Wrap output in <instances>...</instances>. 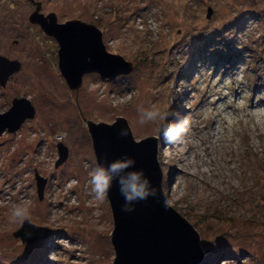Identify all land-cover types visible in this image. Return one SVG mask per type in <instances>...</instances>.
Segmentation results:
<instances>
[{"label":"rangeland","instance_id":"obj_1","mask_svg":"<svg viewBox=\"0 0 264 264\" xmlns=\"http://www.w3.org/2000/svg\"><path fill=\"white\" fill-rule=\"evenodd\" d=\"M61 23L80 19L108 52L135 65L114 80L85 77L70 90L58 45L29 22L32 0H0V56L20 63L0 114L27 98L36 117L0 136V264H113L108 197L91 192L98 166L87 121H128L159 139L167 203L199 232L202 264H264V0H33ZM213 14L208 18V10ZM158 109L161 121H145ZM187 119L169 143L162 128ZM68 160L57 167L59 145ZM47 180L40 199L37 176ZM52 230L29 245L12 210Z\"/></svg>","mask_w":264,"mask_h":264},{"label":"water","instance_id":"obj_2","mask_svg":"<svg viewBox=\"0 0 264 264\" xmlns=\"http://www.w3.org/2000/svg\"><path fill=\"white\" fill-rule=\"evenodd\" d=\"M213 14L208 10V18ZM49 18V19H48ZM59 44V68L73 92L82 88L85 76L98 74L103 80H114L133 73L135 65L120 55L107 51L98 27L82 21L59 25L55 15L45 17L39 11L30 16ZM20 70V63L0 56V84L5 87L10 77ZM36 117V108L27 98L14 99L12 107L0 114V136L16 133L22 125ZM98 166L107 168L113 162L131 160L124 172L142 174L150 191L146 199L132 201L125 210L119 176L112 180L107 192L114 230L111 242L115 251L113 264H202L206 253L199 232L176 209L167 203L163 188V171L159 162V139L149 137L136 141L124 118L114 124L87 121ZM57 167L69 158V148L59 145ZM38 194L43 198L47 180L36 177ZM52 230L26 221L14 233L24 244L47 239Z\"/></svg>","mask_w":264,"mask_h":264},{"label":"clouds","instance_id":"obj_3","mask_svg":"<svg viewBox=\"0 0 264 264\" xmlns=\"http://www.w3.org/2000/svg\"><path fill=\"white\" fill-rule=\"evenodd\" d=\"M146 120H141L143 124L145 121H155L157 119L163 121L166 119V114H162L158 109L146 112ZM189 130V121L184 119L179 123L165 126L162 128V133L165 140L169 143L179 140L182 134ZM132 164L131 160L113 162L107 168L97 166L89 173L91 192L98 200H103L107 196V192L111 186L112 180L119 176V183L121 185V193L126 200L125 210H131L128 205L132 201L138 199H146L149 195H154V190L150 191L148 188V181L142 179L141 175L136 172H124ZM30 218L29 209L22 205H17L12 210L13 222L23 224L25 220Z\"/></svg>","mask_w":264,"mask_h":264},{"label":"flooded vegetation","instance_id":"obj_4","mask_svg":"<svg viewBox=\"0 0 264 264\" xmlns=\"http://www.w3.org/2000/svg\"><path fill=\"white\" fill-rule=\"evenodd\" d=\"M32 4H34V6H35V11L33 12V13H35V12H37V11H39V14H42V15H44L45 17H48V16H50V15H55L56 16V19H57V23L59 24V25H62V24H66V23H68V22H72V21H82V20H80V19H71V20H67V21H65L64 23H61L60 21H59V19H58V16L56 15V14H52V13H47V14H45V13H43L42 12V5L41 4H38V3H34V1L32 0ZM49 19V18H48ZM29 22H30V17H29ZM82 22H84V21H82ZM86 23V22H85ZM30 24L31 25H33L31 22H30ZM33 26H37V27H39L40 29H41V31L43 32V30H42V28L39 26V25H33ZM44 34H46L45 32H43ZM47 35V34H46ZM47 38H49L50 40H52V41H54L57 45H58V47H59V44H58V42H57V40L55 39V38H53V37H51V36H48L47 35ZM59 50H60V47H59ZM59 50H57L58 51V55H57V57H59ZM59 65V64H58ZM86 77V76H85ZM85 79V78H84ZM17 99V98H16ZM5 113V112H4Z\"/></svg>","mask_w":264,"mask_h":264}]
</instances>
